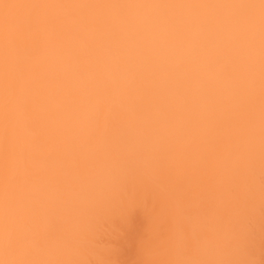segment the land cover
Wrapping results in <instances>:
<instances>
[{
  "label": "clouds",
  "instance_id": "1",
  "mask_svg": "<svg viewBox=\"0 0 264 264\" xmlns=\"http://www.w3.org/2000/svg\"><path fill=\"white\" fill-rule=\"evenodd\" d=\"M0 264H264V0H0Z\"/></svg>",
  "mask_w": 264,
  "mask_h": 264
}]
</instances>
